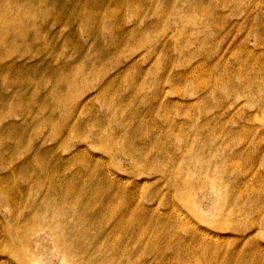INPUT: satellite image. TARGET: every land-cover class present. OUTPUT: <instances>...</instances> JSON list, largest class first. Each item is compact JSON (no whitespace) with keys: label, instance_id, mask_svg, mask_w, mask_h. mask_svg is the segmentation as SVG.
I'll return each instance as SVG.
<instances>
[{"label":"rangeland","instance_id":"obj_1","mask_svg":"<svg viewBox=\"0 0 264 264\" xmlns=\"http://www.w3.org/2000/svg\"><path fill=\"white\" fill-rule=\"evenodd\" d=\"M0 264H264V0H0Z\"/></svg>","mask_w":264,"mask_h":264}]
</instances>
